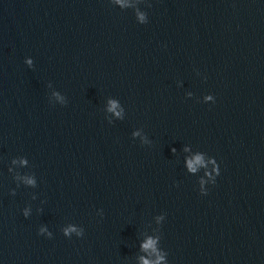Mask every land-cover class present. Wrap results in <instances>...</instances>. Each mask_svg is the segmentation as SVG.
I'll return each instance as SVG.
<instances>
[{
	"label": "water",
	"instance_id": "obj_1",
	"mask_svg": "<svg viewBox=\"0 0 264 264\" xmlns=\"http://www.w3.org/2000/svg\"><path fill=\"white\" fill-rule=\"evenodd\" d=\"M0 264H264V0H0Z\"/></svg>",
	"mask_w": 264,
	"mask_h": 264
}]
</instances>
